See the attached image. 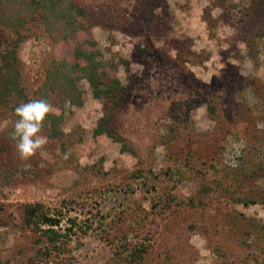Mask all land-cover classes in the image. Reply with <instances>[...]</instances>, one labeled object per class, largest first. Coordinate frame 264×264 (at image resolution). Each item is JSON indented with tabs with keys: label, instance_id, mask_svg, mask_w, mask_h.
<instances>
[{
	"label": "rangeland",
	"instance_id": "rangeland-1",
	"mask_svg": "<svg viewBox=\"0 0 264 264\" xmlns=\"http://www.w3.org/2000/svg\"><path fill=\"white\" fill-rule=\"evenodd\" d=\"M83 1L100 18L90 31L98 58L120 59L115 74L131 86L120 133L138 155L122 150L111 136L94 133L105 102L83 78V105L62 110L52 104L53 112L64 115L65 133L78 130L67 150L45 145L24 161L15 146L4 150L0 137V170L7 166L22 172L29 164L32 170L20 173L6 196L0 189V203L62 208L63 229L71 219L77 221L73 247L78 263L108 264L115 244L143 242L137 231L145 230L143 218L152 212L155 198L165 197L175 184L183 196L195 194L192 184L179 181L170 168L177 163L171 151L187 150L191 135L197 160L214 159L219 169L253 168L245 170L235 192L161 219L146 264H227L233 259L235 264H264V34L255 33L264 28V0ZM26 33L18 57L23 83L33 93L45 82L50 62L63 55L56 56L52 39L39 27L32 25ZM12 39L10 31L0 32L3 48ZM200 82L207 85L203 96L217 101L221 117L210 113L207 102L196 104L190 108V128L181 125L183 133L169 148L163 141L169 139L172 113L186 117ZM9 120L7 114L0 116V130ZM237 197L256 202L246 205ZM34 250L33 237L21 227L0 228V262L15 255L23 260Z\"/></svg>",
	"mask_w": 264,
	"mask_h": 264
},
{
	"label": "trees",
	"instance_id": "trees-1",
	"mask_svg": "<svg viewBox=\"0 0 264 264\" xmlns=\"http://www.w3.org/2000/svg\"><path fill=\"white\" fill-rule=\"evenodd\" d=\"M99 23L100 18L83 0H0V32L10 31L13 34L7 47L3 48L0 40V116L7 114L10 119L0 130V137L6 142L2 145L4 150L8 149V144L15 146L11 134L17 118L14 112L16 106L40 98L49 100L62 110H65L66 101H70L69 106H81L85 102L86 92L79 86V81L86 78L93 88L94 96L105 102L104 115L94 133L107 134L122 143V150L138 155L135 146L120 133L121 116L131 86L124 85L115 74L120 59L114 57L111 61H105L98 58V43L91 38L90 31ZM32 25L49 35L56 56L63 55V58L55 57L50 62L45 82L33 93L23 83V71L18 57L19 46L27 36L26 30ZM255 33L264 34V28L261 31L255 30ZM203 87L207 85L200 84L184 119L172 113L174 123L169 128V139L163 141L169 148L172 141L179 139L183 133L181 125L183 130L190 128L193 123L190 108L196 104L207 102L210 113L216 118L221 117L217 101L203 96ZM63 121V113L52 112L45 121L43 132L49 138L47 145H61L67 150L71 142L76 140L78 130L76 133H65ZM188 139L190 144L187 150L183 149V154L171 151L170 156L177 163L170 168L178 174L179 181L192 184L195 194L191 197L183 196L175 184L165 197L155 198L152 212L143 218L145 230L137 231L143 242H129L125 239L115 244L111 239L115 247L108 264H146V256L151 249L154 234L160 229L161 219L187 206L195 208L204 205L218 194L235 192L241 185L245 170L253 168L252 165L238 164L223 165L219 169L214 159L197 160L193 151L195 141L191 135ZM30 172L32 170L29 167H23L22 172L7 166L1 168L0 189L4 195L20 173ZM237 201L246 205L256 202L255 199L246 200L242 197H237ZM64 216L62 208L53 209L43 202L0 203V228L21 227L33 237L35 244V250L23 260L20 255H15L0 264H79L73 247L77 221L71 219L72 225L63 229ZM149 226H153V230H149ZM190 227L192 230L197 228L195 223ZM21 253L23 251L18 254ZM221 254L227 256L224 251ZM227 264H235V259Z\"/></svg>",
	"mask_w": 264,
	"mask_h": 264
},
{
	"label": "clouds",
	"instance_id": "clouds-1",
	"mask_svg": "<svg viewBox=\"0 0 264 264\" xmlns=\"http://www.w3.org/2000/svg\"><path fill=\"white\" fill-rule=\"evenodd\" d=\"M69 105L70 101H66L65 107ZM53 111V105L45 98L20 103L15 107L17 118L13 123L11 135L21 160L28 161L38 152H43L49 141V138L43 134L45 121ZM30 166V164L26 165V167Z\"/></svg>",
	"mask_w": 264,
	"mask_h": 264
}]
</instances>
